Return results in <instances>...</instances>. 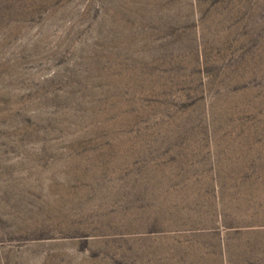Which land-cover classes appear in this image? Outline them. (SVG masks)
Returning <instances> with one entry per match:
<instances>
[{
	"label": "rangeland",
	"instance_id": "374dc122",
	"mask_svg": "<svg viewBox=\"0 0 264 264\" xmlns=\"http://www.w3.org/2000/svg\"><path fill=\"white\" fill-rule=\"evenodd\" d=\"M0 264H264V0H0Z\"/></svg>",
	"mask_w": 264,
	"mask_h": 264
}]
</instances>
